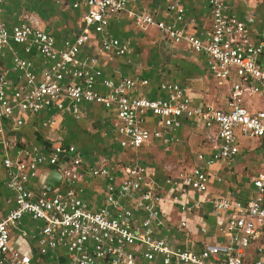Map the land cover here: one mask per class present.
Wrapping results in <instances>:
<instances>
[{
	"label": "built area",
	"instance_id": "obj_1",
	"mask_svg": "<svg viewBox=\"0 0 264 264\" xmlns=\"http://www.w3.org/2000/svg\"><path fill=\"white\" fill-rule=\"evenodd\" d=\"M205 1L211 11L207 30L187 31L193 19L185 15L179 0L168 5L174 13L169 21L155 19L145 11L129 10L128 15L138 28L154 27L171 44L184 43L190 51L205 54L206 68L213 78L230 80L224 109L211 103L193 104L186 86L177 81L159 82L157 88L164 95L149 97L141 92L148 85L146 78L104 77L97 57L79 55L90 32L101 35V52L123 56L131 51L127 40L105 32L110 18L127 10L128 0H76L73 6L85 5L83 27L60 45L39 26L33 14L17 15L10 27L0 20V165L4 186L13 193L14 202V207L0 216V264H37L30 254L10 247V229L17 228L24 215L41 221L35 237L38 252L63 248L67 254L64 264H134L138 257L152 262L157 256L162 264H264L263 246L256 248L257 256L251 260L245 254L264 232V167L252 178L255 192L245 204L225 197L210 200L218 214L231 209L217 226L225 242L196 252L171 246L164 237L154 235L156 229L165 228V213L146 166L101 164L86 170L80 167L81 154L73 144L55 143L46 149L36 144L21 146L13 133L23 123L17 112L37 114L51 108L54 112L41 122L51 127L64 113L77 120L84 103L112 112L111 127L123 149L152 142L173 145L179 141L177 130L182 117L198 121L214 131L213 150L197 154L201 164L179 170L165 183L206 191L205 167L232 158L236 134L264 138V109L250 111L243 101L245 95L264 92V37L257 41L253 38L252 29L227 11L228 0ZM2 11L0 0V14ZM15 45L25 54L35 50L41 58L40 69H34L32 59L21 56ZM40 164L54 167L69 181L85 173L103 178V204L93 209L71 188L60 193L32 191L27 182ZM178 197L174 195L173 199L180 208L190 210L191 206ZM198 205L195 202L194 206ZM135 209L143 215L136 218Z\"/></svg>",
	"mask_w": 264,
	"mask_h": 264
},
{
	"label": "crops",
	"instance_id": "obj_2",
	"mask_svg": "<svg viewBox=\"0 0 264 264\" xmlns=\"http://www.w3.org/2000/svg\"><path fill=\"white\" fill-rule=\"evenodd\" d=\"M75 1L3 0L0 20L10 27L15 23L17 15L25 12L33 14L38 19L39 26L53 37L57 45H60L63 39L75 36L83 27L82 12L85 11V5L80 3L73 6ZM173 1L175 0H128L127 10L110 18L105 32L119 40L129 42L131 51L126 55L117 56L113 52L99 51L101 35L94 32H90V37L82 45L79 55L97 57L98 66L104 77L117 79L136 75L146 78L148 85L142 88L141 92L149 97L164 95L157 88L159 82L177 81L186 86L187 94L193 104L211 103L217 108L224 109L230 89V80L219 82L213 78L206 68L205 54L190 51L184 43L171 44L154 27L138 28L128 15L129 10L145 11L155 19L169 21L174 13L168 9V5ZM179 1L185 7V15L193 19L192 26L187 28L188 32L209 28L211 11L205 0ZM227 3V11L235 13L252 29L253 38L256 41L264 37V0H228ZM14 47L21 56L32 59L34 69H40L41 58L35 50L25 54L21 46L15 45ZM213 93L216 96L215 99ZM211 98H213L211 102H208ZM258 98H264V92L261 95H245L244 105L250 111L264 109V106L259 105ZM81 111L77 120L67 113L59 115L51 127H44L41 124L43 119L54 112L51 108L37 114L17 112L23 123L14 128L16 142L21 146L36 144L40 149H46L55 143L73 144L80 151L82 159L80 167L83 169L87 170L90 166L101 164L113 167L114 165L104 161V157L113 156L116 151L123 148L119 146L111 127L112 112L100 105L87 103L82 104ZM180 121L181 124L177 130L179 141L168 146L158 143L165 149V152H172L178 148L179 142L187 139L188 143L185 144L190 145L193 154L194 163L191 165H199L201 162L197 159V154H209L214 148V131L205 129L198 121L194 122L184 117ZM150 123H152L151 119ZM8 128L9 126L6 129ZM193 129L198 133L197 137L189 132ZM113 144H116L117 148ZM180 149V153L182 149L188 152L186 145H182ZM235 149L236 152L230 160L218 161L205 167L207 186L204 192H197L183 184L173 186L165 183L166 178L176 175L174 173L177 169L171 165V162L174 163L178 160L177 158H171L162 167L163 171L173 172L170 176L168 174L165 176L155 167L146 166L153 187L161 195L162 201L159 205L165 213V228L156 229L155 236L164 237L171 246H181L196 252L205 246L225 242V238L217 231V226L223 222V216L229 215L231 209L218 214L210 200L225 197L245 204L253 196L255 188L251 183L252 178L264 167V138L236 134ZM179 158L183 161L185 157L181 155ZM52 169L54 167L47 164L38 165L36 174L28 179L27 187L36 193L44 189L47 175ZM4 177V170L0 165V216L14 207L13 193L5 188ZM66 188L75 191L93 209L98 208L104 202L105 180L101 177H92L86 173L75 181L61 177L60 183L49 192L60 193ZM174 195H178V200L191 206V209H181L174 201ZM195 202L199 205L194 206ZM135 215L139 218L143 212L135 209ZM181 220L184 221L183 224L180 223ZM40 225L41 221H35L24 215L20 225L10 229V247L30 254L37 264L66 263L67 254L63 248L50 249L45 254L38 252L35 237ZM21 232L25 235L21 236ZM258 246L264 247V232L245 251L247 260L257 256ZM134 264L162 263L160 256H157L152 262L138 257Z\"/></svg>",
	"mask_w": 264,
	"mask_h": 264
},
{
	"label": "rangeland",
	"instance_id": "obj_3",
	"mask_svg": "<svg viewBox=\"0 0 264 264\" xmlns=\"http://www.w3.org/2000/svg\"><path fill=\"white\" fill-rule=\"evenodd\" d=\"M149 47L151 48V46ZM213 97L214 99L216 97L214 96V93H213ZM212 99L213 98L209 99L208 102H211ZM258 100H259V105L264 106V98H260V99L258 98ZM189 132L193 133L194 136L196 137L198 136V133L194 129L189 130ZM189 132H188V135L190 134ZM186 142L188 143L187 139L179 142L178 148L172 152H165V149H163V147L159 145L158 142L144 144V145H141L139 148L121 149L118 152L116 151L113 156H110V155L105 156L104 161L107 164H111L115 166L116 165L125 166V165H128V163H136V164H140V165H144L148 167H155L160 172L162 171V173L165 174V176L167 174L170 176L173 172L172 171L167 172L166 170L163 171L162 167L164 164H167L166 162L168 160H171V158L178 159L174 163L171 162L172 163L171 165H173L177 169L175 170L176 173L174 174H177V172L181 169L187 170L191 166V164L194 163L193 154L191 152V147L190 145L187 146V144H185ZM182 145H186L188 152L182 149V152L180 153L181 151L180 148L182 147ZM113 146L117 148L116 144H113ZM181 155L185 157L183 161L179 158ZM171 176H174V175H171ZM168 178H171V177H168Z\"/></svg>",
	"mask_w": 264,
	"mask_h": 264
},
{
	"label": "water",
	"instance_id": "obj_4",
	"mask_svg": "<svg viewBox=\"0 0 264 264\" xmlns=\"http://www.w3.org/2000/svg\"><path fill=\"white\" fill-rule=\"evenodd\" d=\"M46 178L44 190L51 191L60 183L61 174L57 170H50Z\"/></svg>",
	"mask_w": 264,
	"mask_h": 264
}]
</instances>
